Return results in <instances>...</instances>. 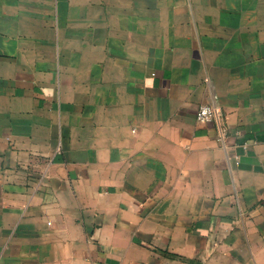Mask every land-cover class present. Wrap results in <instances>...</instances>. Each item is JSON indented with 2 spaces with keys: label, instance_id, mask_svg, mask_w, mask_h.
I'll return each instance as SVG.
<instances>
[{
  "label": "crops",
  "instance_id": "obj_1",
  "mask_svg": "<svg viewBox=\"0 0 264 264\" xmlns=\"http://www.w3.org/2000/svg\"><path fill=\"white\" fill-rule=\"evenodd\" d=\"M0 264H264V0H0Z\"/></svg>",
  "mask_w": 264,
  "mask_h": 264
},
{
  "label": "built area",
  "instance_id": "obj_2",
  "mask_svg": "<svg viewBox=\"0 0 264 264\" xmlns=\"http://www.w3.org/2000/svg\"><path fill=\"white\" fill-rule=\"evenodd\" d=\"M222 111L215 106H202L197 113V119L200 123H208L213 120H220Z\"/></svg>",
  "mask_w": 264,
  "mask_h": 264
}]
</instances>
